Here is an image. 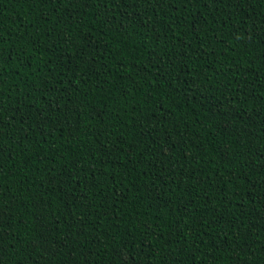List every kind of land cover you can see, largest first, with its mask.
<instances>
[{
	"label": "trees",
	"instance_id": "obj_1",
	"mask_svg": "<svg viewBox=\"0 0 264 264\" xmlns=\"http://www.w3.org/2000/svg\"><path fill=\"white\" fill-rule=\"evenodd\" d=\"M0 264H264V0H0Z\"/></svg>",
	"mask_w": 264,
	"mask_h": 264
}]
</instances>
